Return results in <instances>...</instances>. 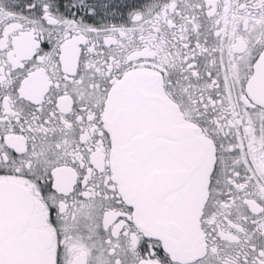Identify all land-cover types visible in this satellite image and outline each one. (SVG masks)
<instances>
[{"label": "snow or ice", "instance_id": "1", "mask_svg": "<svg viewBox=\"0 0 264 264\" xmlns=\"http://www.w3.org/2000/svg\"><path fill=\"white\" fill-rule=\"evenodd\" d=\"M0 264H264V0H0Z\"/></svg>", "mask_w": 264, "mask_h": 264}]
</instances>
